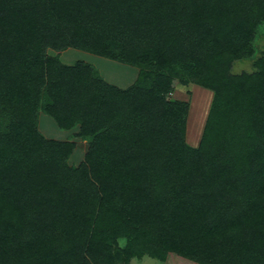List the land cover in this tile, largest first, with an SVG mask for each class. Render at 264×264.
I'll list each match as a JSON object with an SVG mask.
<instances>
[{"label":"trees","instance_id":"1","mask_svg":"<svg viewBox=\"0 0 264 264\" xmlns=\"http://www.w3.org/2000/svg\"><path fill=\"white\" fill-rule=\"evenodd\" d=\"M263 25L264 0H0V264H264V55L230 70ZM190 82L213 91L196 146L168 98Z\"/></svg>","mask_w":264,"mask_h":264},{"label":"rangeland","instance_id":"2","mask_svg":"<svg viewBox=\"0 0 264 264\" xmlns=\"http://www.w3.org/2000/svg\"><path fill=\"white\" fill-rule=\"evenodd\" d=\"M254 45L256 48L254 57L234 60L230 67L232 73L254 71V58L264 55V25L257 33ZM49 53L55 54L56 51L49 49ZM59 56L61 60L69 63L76 60H83L92 63L97 67L105 80L120 87L128 86L137 76L138 68L136 66L77 48H68L66 51H61ZM212 97L213 91L211 89L191 82L188 84L176 83L173 91L168 94V98L170 99L185 100L188 103L189 108L186 119L185 138L192 146H196L199 142ZM38 128L46 137L55 139H72L75 141L74 150L68 158L69 164L76 165L83 158L87 143L81 138L72 136L76 128H59L54 119L43 111H39L38 113ZM123 243L124 240L119 239L118 245H123ZM128 264H166V262L144 255L141 258H131Z\"/></svg>","mask_w":264,"mask_h":264},{"label":"crops","instance_id":"3","mask_svg":"<svg viewBox=\"0 0 264 264\" xmlns=\"http://www.w3.org/2000/svg\"><path fill=\"white\" fill-rule=\"evenodd\" d=\"M67 49H68V48H67ZM63 51H66V49L63 50ZM137 72H138V71H137ZM135 78H136V77H135ZM134 80H135V79H134ZM134 80H133V81H134ZM133 81H132V82H133ZM132 82H131V83H132ZM131 83H130V84H131ZM130 84H129V85H130ZM124 87H126V86H124ZM75 128H76V130H77V127H75ZM72 129H73V128H72ZM76 130H74V131H76Z\"/></svg>","mask_w":264,"mask_h":264}]
</instances>
